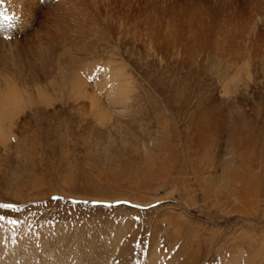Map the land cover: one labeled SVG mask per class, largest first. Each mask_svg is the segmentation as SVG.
Segmentation results:
<instances>
[{
  "label": "rangeland",
  "instance_id": "1",
  "mask_svg": "<svg viewBox=\"0 0 264 264\" xmlns=\"http://www.w3.org/2000/svg\"><path fill=\"white\" fill-rule=\"evenodd\" d=\"M5 9L0 92L9 77L22 95L0 129V203L15 206L0 209L1 263L17 250L51 264L42 246L68 242L82 255L63 250V264H264V0ZM169 11L181 27L173 68L153 66L143 33H94L140 15L168 22ZM59 64L86 99L47 78Z\"/></svg>",
  "mask_w": 264,
  "mask_h": 264
},
{
  "label": "bare ground",
  "instance_id": "2",
  "mask_svg": "<svg viewBox=\"0 0 264 264\" xmlns=\"http://www.w3.org/2000/svg\"><path fill=\"white\" fill-rule=\"evenodd\" d=\"M192 12H193V10H192ZM159 15H155V14H152V15H140V16L136 17V19L132 22V25H129L130 22L126 21L127 23L122 22V23H118L116 26H112L113 25L112 21L111 20H109V21L107 20L106 26L98 25L97 26L98 28L97 29L95 28L94 33L102 34L103 35L102 38L104 40L108 39V38H111L114 35H117V37L121 36V38L122 37L126 38L128 35L130 36L132 31L134 33V30L136 31L135 32L136 35L143 33L145 35L146 40H147V41H145L146 45H144V46H146V48L150 47V50L152 51V54H151L150 58H151V60L153 62V66L156 65V67H158V65H160V61L164 57V58H167V62H168V65L170 66V68H173L174 67V66L172 67L173 62L174 61L177 62L176 51L178 52L179 48H181L180 37L178 36L179 35V33H178L179 29L181 28L179 26L180 22L178 21V15L176 14V12L175 13L173 11L165 12V16L166 15L169 16V18H168L169 21L168 22L163 21V18H159L160 17ZM190 17H191V15H190ZM193 17H195V16H193ZM128 20H130V19H128ZM115 23H117V21H115ZM126 24H127V26H125ZM113 28H115V29L112 30ZM138 37H140V36L138 35ZM130 40H132V39H130ZM118 41H120V40H118ZM106 42L108 44V41H106ZM132 42H133V40H132ZM90 43L91 42H89V44ZM109 43H110V41H109ZM142 43L144 44V41ZM74 45L76 47L78 44L77 45L74 44ZM120 47H121V45H120ZM60 48H62V50L64 49L65 52L63 51V54H65L68 51H70L71 46L69 48L66 47V46H64V47L60 46ZM188 50H190V49H185V53L189 52ZM222 53H223V51L220 54H222ZM136 54L139 55L138 56L139 57L138 60H140V61H137V63H138L137 65H138L139 69L141 70V69H143L146 66V63L141 62V61H143V58H141V55H140L139 51H138V53L136 52ZM192 59H193L192 56L189 55V61H192ZM60 66L61 65L59 64L58 67L56 68L57 71L55 73L46 72L44 74H47L46 75L47 78H49V76H51V75H53V77L55 76L57 81H58V86L63 87V89L65 87L69 86L71 88V91H73L75 94L77 92L79 93L80 90L84 89V88H81V86L83 87L82 79H79L78 77H76L77 75H74L72 71L68 72L67 71L68 69H66L68 66L67 67L66 66L60 67ZM49 70H51V69H49ZM189 72H191V70ZM15 75H16V73H15ZM53 80H54V78H53ZM1 82L3 83V85H2L3 90L0 92V129L2 127L5 128L6 120H9L8 118L11 117L10 115L13 114V111H15L16 107L19 104H21L20 97L22 95L21 94L22 92L18 93V91H20V90H18V91L16 90V87H15L14 83H12V80H10L9 77H8V79H5V80H3ZM80 94L81 93H79V96H80ZM81 97L83 99L87 98L85 96V94H83V93L81 94ZM22 98H23V96H22ZM88 101L90 102L91 109H94L95 111H97V113H98V111H102L103 110V109H101L102 105L99 103L100 101H98V99L90 98ZM76 244H77V246H76L75 250L70 248L71 245H69L68 242L65 243V244L61 242L60 245L55 244V245H50V246H45V247H43L44 246L43 245L42 246V250L40 252L42 254H44L43 251L49 249L50 253H52V256L54 255L56 257V258H52L51 257L52 259L49 260V261H51V264H63L64 261H65V257H66L65 256L66 254L65 255L63 254L64 253L63 250L65 252H69V253L76 252L79 255H82V254H80V253H82V251L79 249V247L80 248H82V247L79 246L78 243H76ZM92 244H93V242H92ZM20 252H18L17 250H14L13 251V256L12 257H5L3 259V262L2 263L0 262V264H17L18 261H20V264H35V263L32 262V260H33L32 255H30V257H27V256L23 255L22 251H20ZM55 253H57V254L55 255ZM71 254H73V253H71ZM40 264H44V263H40ZM47 264H50V263L47 262ZM75 264H81V263L75 262Z\"/></svg>",
  "mask_w": 264,
  "mask_h": 264
},
{
  "label": "snow or ice",
  "instance_id": "3",
  "mask_svg": "<svg viewBox=\"0 0 264 264\" xmlns=\"http://www.w3.org/2000/svg\"><path fill=\"white\" fill-rule=\"evenodd\" d=\"M3 4V0H0V5ZM14 20V16L8 15L7 10L0 11V27L4 26H12V22ZM0 209H12L15 210V206L12 204L0 203ZM6 220V217L0 215V227H3V222ZM7 223L16 225L18 223L17 220H7Z\"/></svg>",
  "mask_w": 264,
  "mask_h": 264
}]
</instances>
